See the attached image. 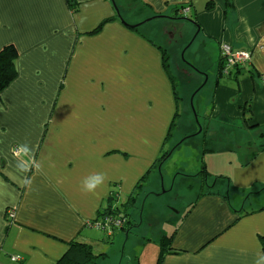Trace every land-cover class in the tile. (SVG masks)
Returning <instances> with one entry per match:
<instances>
[{
  "label": "crops",
  "instance_id": "1",
  "mask_svg": "<svg viewBox=\"0 0 264 264\" xmlns=\"http://www.w3.org/2000/svg\"><path fill=\"white\" fill-rule=\"evenodd\" d=\"M134 1L136 7L126 0H0V52H18L17 78L0 95V264H57L72 242L103 256L98 264L111 257L126 264L129 242L130 253L139 244L136 233L148 241L137 264H157L161 242L171 237L163 264H264V147L250 146L243 160L208 157L205 170L230 167L227 193L216 192L217 180L207 183L175 229L161 225L150 237L149 193L143 189L135 207L129 199L140 193L141 179L160 175L167 161L152 168L181 118L163 63L167 49L148 36L155 20L144 22L188 21L175 9L189 6L187 15L214 48L212 118L254 130L264 127V0H232L230 9L223 0ZM222 45L249 52L250 64L220 77ZM172 62L173 76L185 75ZM97 173L103 184L84 193L83 181ZM111 206L129 215L130 231L108 237L94 226Z\"/></svg>",
  "mask_w": 264,
  "mask_h": 264
},
{
  "label": "rangeland",
  "instance_id": "2",
  "mask_svg": "<svg viewBox=\"0 0 264 264\" xmlns=\"http://www.w3.org/2000/svg\"><path fill=\"white\" fill-rule=\"evenodd\" d=\"M126 2L136 7L134 0H126ZM123 12L129 13L126 9ZM187 16L183 17L188 21L173 22L158 19L147 25L152 28L151 34H148L149 38L165 47L168 54L172 56V69L179 67V70H183L185 74L178 72L181 118L164 152V154L168 152L171 154L161 169L160 175L158 174L154 181L151 179L144 188V193L156 195H150L146 204L147 216L144 215L146 232L150 237L161 225L165 229L176 228L175 226L188 211L189 203H192L200 193L208 191L207 186L203 187L204 182L206 185L207 183L211 185L217 180L216 192L224 195L227 193L230 167L228 165L218 168L210 167L213 172L207 169L210 175L207 181L202 172L207 166L208 157L215 156V161L221 162L229 155H239L243 160L250 146L254 151L264 147V140L260 137L264 134V127L246 130L240 126L241 124H234L227 119L212 118L216 98L214 86L212 83L207 85V78L208 74H213L216 67L214 48L211 44H205L204 35L194 26V17ZM169 31L174 35V40L170 43L168 39L171 37L167 33ZM251 116V113H248L246 118ZM190 133L198 135L186 140V135ZM160 178L161 182H157ZM260 205H264V201H261ZM137 222L141 226V221L137 219ZM148 223L149 226H147ZM144 237V233H136L134 239L139 244L132 253L129 252V247L133 240L129 242L126 247L129 262L126 264H137L135 256L141 252L140 246L148 242ZM115 261L116 257H111L106 264H114ZM100 264H105L104 260Z\"/></svg>",
  "mask_w": 264,
  "mask_h": 264
},
{
  "label": "trees",
  "instance_id": "3",
  "mask_svg": "<svg viewBox=\"0 0 264 264\" xmlns=\"http://www.w3.org/2000/svg\"><path fill=\"white\" fill-rule=\"evenodd\" d=\"M224 1V5H225V9H230L233 7V3L232 0H223ZM215 6L214 3L210 4L207 8V10H211L213 9V7ZM189 6H179L175 9V11L177 12V14L175 16H178L179 14L182 16L183 11L188 10L189 11ZM189 13V12H188ZM183 18V17H182ZM111 20L105 21L99 29H101L103 27V25L107 22H109ZM137 29L139 27H134L131 26V29ZM99 29L96 31L98 32ZM162 57H163V63L164 66L166 68V71L168 73V75L171 78V81L173 83V87H174V92H175V98L176 101L179 104L180 101V97H179V93H178V85H179V80L180 79L178 76H173V74L170 72V59L171 56L168 54V51L163 50L162 52ZM222 57V56H221ZM18 59V52L15 49L14 46H7L5 48H3L0 52V95L9 87V85L15 81V79L17 78V69H16V61ZM222 65L219 69V76L221 77L222 74V67H223V63H224V59H221ZM240 70H244L242 68V65L236 67L232 73L231 76H235L236 74L240 73ZM229 76V77H231ZM179 113L176 116V119L179 118ZM178 120H176V122L172 123V126L169 130L168 136H167V141H169L172 137V133L177 129L178 127ZM194 135H198L196 133H190L188 135H186V140L189 138H192ZM171 153L168 152L166 154H164L153 166L152 169H156L159 170V167H161L162 164H164L168 159H169V155ZM163 166V165H162ZM162 168V167H161ZM204 169V168H203ZM204 175V178L207 179V177H209L210 175L206 172V170H204V172H202ZM224 179V178H222ZM149 180V177H145L143 179L140 180V182L138 183V190L140 191V193L137 195H135L133 198H129L130 199V206L135 207L136 203L139 201L138 197L140 196V194H142L143 189L145 187V185L147 184ZM228 180V179H227ZM206 181V180H205ZM208 189V185H206V182H204V186ZM152 193H149V195H151ZM210 195H217L212 194L211 192L209 193ZM139 195V196H138ZM206 195V193H200L199 196L200 197H204ZM225 198L227 197L224 196ZM194 205H191V208H193ZM112 206L108 209L107 213L104 214V216L109 215V214H114L115 211H113V209H111ZM190 208V209H191ZM187 213H189V211H187ZM115 215H119V214H115ZM124 220H125V225L123 227L122 230H126V231H130L129 225L131 224L129 215L124 214L123 216ZM132 226V224H131ZM120 230V231H122ZM172 238V237H171ZM171 238H164L163 241L160 244V255H159V259L157 264H163L166 256L169 255L171 253ZM262 248H263V253H264V239L262 240ZM103 257V256H96L92 250V247L88 244H82V243H78V242H72L69 246V250L68 252L63 256V258H61L60 261L57 262V264H98V260Z\"/></svg>",
  "mask_w": 264,
  "mask_h": 264
},
{
  "label": "built area",
  "instance_id": "4",
  "mask_svg": "<svg viewBox=\"0 0 264 264\" xmlns=\"http://www.w3.org/2000/svg\"><path fill=\"white\" fill-rule=\"evenodd\" d=\"M188 10L183 11V15L188 14ZM222 58L224 59L222 67V75L229 77L232 75L234 69L240 65L245 67L251 62V54L249 52H234L230 46L222 45L221 48ZM20 150H16V154H19ZM7 216L14 220L16 218V213L14 210H8ZM125 225V220L121 215L109 214L103 217L101 221H98L94 226L104 232L108 237H113L117 232L123 229ZM13 261L18 262L20 258L14 257Z\"/></svg>",
  "mask_w": 264,
  "mask_h": 264
},
{
  "label": "clouds",
  "instance_id": "5",
  "mask_svg": "<svg viewBox=\"0 0 264 264\" xmlns=\"http://www.w3.org/2000/svg\"><path fill=\"white\" fill-rule=\"evenodd\" d=\"M105 176L102 173H97L86 178L82 183V191L84 193H95L96 188L104 182Z\"/></svg>",
  "mask_w": 264,
  "mask_h": 264
},
{
  "label": "water",
  "instance_id": "6",
  "mask_svg": "<svg viewBox=\"0 0 264 264\" xmlns=\"http://www.w3.org/2000/svg\"><path fill=\"white\" fill-rule=\"evenodd\" d=\"M119 16V15H118ZM120 18H121V16H119ZM160 18H167V17H163V16H158V17H154V18H152V19H148V20H146V22H144V23H148V22H151V21H153V20H156V19H160ZM167 19H169V18H167ZM121 20H122V22H124L123 21V19L121 18ZM143 23V24H144ZM143 24H140V25H136V26H134V27H140L141 25H143ZM194 114H195V116L197 117V115H196V111L194 110Z\"/></svg>",
  "mask_w": 264,
  "mask_h": 264
},
{
  "label": "flooded vegetation",
  "instance_id": "7",
  "mask_svg": "<svg viewBox=\"0 0 264 264\" xmlns=\"http://www.w3.org/2000/svg\"><path fill=\"white\" fill-rule=\"evenodd\" d=\"M172 35H173V34H171V36H170V37H173ZM173 40H174V37H173V39H172L171 41H173ZM171 41H170V42H171Z\"/></svg>",
  "mask_w": 264,
  "mask_h": 264
}]
</instances>
